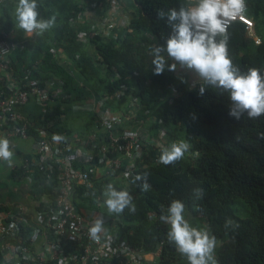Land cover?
Returning a JSON list of instances; mask_svg holds the SVG:
<instances>
[{
    "label": "trees",
    "instance_id": "1",
    "mask_svg": "<svg viewBox=\"0 0 264 264\" xmlns=\"http://www.w3.org/2000/svg\"><path fill=\"white\" fill-rule=\"evenodd\" d=\"M117 1L128 23L111 26L108 36L91 30L92 21L83 11L90 4L98 8L97 18L101 19L112 0H37L40 18L55 14L56 26L42 36L32 37L15 24L17 0L0 3V25L12 31L11 40L17 44L9 55L10 78L22 85L29 74L28 78L39 80L41 86L47 80H59L63 88L61 96L48 103L47 113L41 112L31 96L18 107L25 119L33 121L29 135L35 142L38 128L46 129V137L61 139L63 133L85 138L92 130L98 132L94 111H90V122L83 131H71L64 119L73 104L102 100V109H109L122 119L121 124L114 125L115 133L138 124L149 136L141 157L129 170L131 175L101 173L91 177L89 192L93 196L86 199L78 190L87 207L106 210L101 195L106 184L113 183L117 190L128 188L136 212L125 209L120 215L113 214L118 219L117 240L154 254L161 243L153 263L188 264L168 242L169 226L159 219L161 209L166 210L177 199L185 204L184 215L192 218L196 227L207 228L216 237L218 264H264V115L249 119L245 114L237 120L229 115L231 101L227 93L205 85L204 94L200 95L199 83L178 69L153 73L150 49L163 44L162 37L170 32L165 21L156 18L157 10L178 9L187 0ZM246 5L244 14L254 21L253 30L260 43L247 38L244 25L234 21L228 28V54L242 70L256 67L264 73V0H246ZM79 32L84 33L86 42L78 38ZM8 80L0 72V89L6 90ZM151 138L161 143L160 148L179 140L188 141L191 148L183 159L166 166L156 162L157 150ZM15 152L20 154L18 149ZM30 156V152L22 154V160ZM123 162L121 170L127 159ZM36 170L29 183L32 200H39L45 193L52 195L56 185L55 177L46 182L43 171ZM21 172L18 166L12 174L25 176ZM144 172L151 185L147 192L131 184L132 176ZM196 187L203 188L202 199L193 198ZM97 202L100 206H96ZM228 218L238 227L226 228Z\"/></svg>",
    "mask_w": 264,
    "mask_h": 264
},
{
    "label": "built area",
    "instance_id": "2",
    "mask_svg": "<svg viewBox=\"0 0 264 264\" xmlns=\"http://www.w3.org/2000/svg\"><path fill=\"white\" fill-rule=\"evenodd\" d=\"M3 1L0 0V3ZM119 8L118 1L112 0L109 8L112 13L108 11L103 18L98 19V8L94 9L87 4L83 15L92 21L91 30L108 36L113 26L111 15ZM234 21L244 25L247 38L256 44L260 43V38L253 30L254 21L250 17L242 14ZM127 23V16L123 14L118 24ZM11 34L12 31L0 25V72L9 79L5 85L6 90L0 89V137L8 139L11 133L27 138L33 121L25 119L18 112V107L26 104L31 96L41 112L47 113L48 103L60 97L63 88L59 80H47L41 86L39 80L29 79V74L24 77L26 82L22 85L16 83V78H10L9 55L17 47L11 40ZM78 38L86 42L84 33L79 32ZM52 53L55 55L56 50L53 49ZM91 101L93 103L73 104L72 110L96 112L95 120L100 126L98 132L92 130L85 138L79 135L66 136L63 133L64 139H61L60 136L46 137V129H37L39 137L34 142L31 156L22 160L21 173L28 182H32L33 174L39 168L46 182L55 177L56 185L52 188V195L45 193L39 200L34 199L32 215L20 203L0 208V264H152L155 261L161 243L154 254L119 242L116 237L119 231L117 217L109 214L107 209L86 206L84 200L89 195L93 196L89 192L92 178L101 173L118 177L126 173L128 176L135 160L141 157L143 146L149 141L148 132L138 124L115 133L114 125L122 123L120 115L102 109V100ZM151 143L157 150L155 160L159 163L161 143L153 138ZM123 159H127V163L124 170H121ZM79 189L85 199L78 196ZM96 206L100 204L97 202ZM98 217H103L106 229L99 242L93 241L88 235V227Z\"/></svg>",
    "mask_w": 264,
    "mask_h": 264
},
{
    "label": "clouds",
    "instance_id": "3",
    "mask_svg": "<svg viewBox=\"0 0 264 264\" xmlns=\"http://www.w3.org/2000/svg\"><path fill=\"white\" fill-rule=\"evenodd\" d=\"M38 8L37 0H17L13 13L15 24L26 36H42L56 26V15L40 18ZM246 10V0H187L178 9H158L156 18L164 20L170 32L162 37L163 44L150 49L153 73L162 74L165 68L176 71L178 67L191 71L200 85V95L204 94L205 85L227 93L231 101L230 116L239 120L245 114L249 119L264 115V73L256 67L242 70L228 54V28ZM261 138H264V133ZM190 148L186 140L162 146L159 162L166 166L175 164ZM13 155L10 141L0 137V159L11 165ZM147 176V172L138 173L132 176L131 184L147 192L151 189ZM203 193L201 187L192 190L196 200L202 199ZM101 195L109 214L120 215L125 209L136 212L133 196L127 187L117 190L109 182ZM184 212L185 204L177 199H173L166 210L161 209L159 219L169 226L166 233L168 242L186 258L188 264H218L216 237L207 228L192 226ZM229 226L238 227V224L228 218L225 227ZM105 233L103 217L96 218L88 227V235L93 241L99 242Z\"/></svg>",
    "mask_w": 264,
    "mask_h": 264
},
{
    "label": "rangeland",
    "instance_id": "4",
    "mask_svg": "<svg viewBox=\"0 0 264 264\" xmlns=\"http://www.w3.org/2000/svg\"><path fill=\"white\" fill-rule=\"evenodd\" d=\"M122 10V6H120ZM112 16V24L118 25V22L121 21L123 14L118 9L115 10ZM111 10L109 14H111ZM179 71L186 73V75L190 76L191 81L197 80L194 73L191 71L177 68ZM91 113L89 110H72L69 114H67L64 119L66 125L71 128V131H83V128L90 122ZM14 142L16 143V148L21 152H31L34 146V140L32 137L28 136L27 138L16 137L14 138ZM19 160L15 155H13L11 165H9L5 161H0V204H11L16 202H24L28 198V189L30 188L28 181L23 177H18L17 175H13L11 172V167L14 163H18ZM30 202V201H29ZM28 202V203H29ZM185 218L189 221L192 226L193 219L184 215ZM198 228V227H197Z\"/></svg>",
    "mask_w": 264,
    "mask_h": 264
},
{
    "label": "crops",
    "instance_id": "5",
    "mask_svg": "<svg viewBox=\"0 0 264 264\" xmlns=\"http://www.w3.org/2000/svg\"><path fill=\"white\" fill-rule=\"evenodd\" d=\"M90 102H92L93 103V101H90ZM16 137H18V136H15L14 134H9V136H8V139H9V141L11 142V150L13 151V153H14V155L17 157V159L19 160V162L18 163H14L13 165H12V167H11V172L14 170V169H17L18 168V166H20V164H21V162H22V154H26V153H28V152H21L20 151V154L18 155L17 154V152H15L16 151V143L14 142V138H16ZM14 175V174H13ZM18 177H19V175H17ZM20 177H23L24 178V176H20ZM19 177V178H20ZM28 183H30V182H28ZM34 200V199H33ZM33 200H32V197H31V192H30V188L28 189V198H27V200H25L24 202H16L15 204H17V203H20V204H23V205H25L26 207H27V209L29 210V214L30 215H32L33 214ZM30 201V202H29ZM29 202V203H28ZM4 204V203H3ZM7 204H4V206H6ZM27 205H29V207L27 206ZM32 207V208H31Z\"/></svg>",
    "mask_w": 264,
    "mask_h": 264
}]
</instances>
